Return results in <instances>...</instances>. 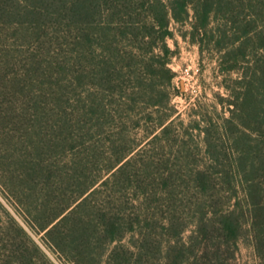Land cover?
Listing matches in <instances>:
<instances>
[{
	"label": "trees",
	"instance_id": "obj_1",
	"mask_svg": "<svg viewBox=\"0 0 264 264\" xmlns=\"http://www.w3.org/2000/svg\"><path fill=\"white\" fill-rule=\"evenodd\" d=\"M238 8L247 12L250 48L242 51V67L238 56L228 61L235 62L228 69L241 73L233 115L218 125L231 138L233 152L224 155V143L207 142L213 163L224 168L216 175L207 169L193 175L201 196L194 212L196 242L181 240L164 264H233L246 234L257 264H264V0H0V166L6 159L8 165L7 173L0 169L2 192L26 226L44 233L45 243L69 262L90 264L97 249L105 264H145L151 256L156 224L144 204L155 184L172 194V176L140 163V149L134 153L140 144L123 149L112 141L105 155L99 136L108 102L118 92L133 109L136 96L145 98L144 87H157L159 74L173 80V21L189 19L192 10L194 40L202 44L216 22L219 31L229 26ZM64 41L86 64L77 75L80 83L90 79L88 94L75 100L65 91L64 68L56 58ZM142 66L154 78L149 83L136 74ZM132 79L139 81L130 88ZM153 91L145 102L160 108L163 91ZM171 117L160 119L154 140L171 129ZM219 182L227 187L217 189ZM36 186L44 199L33 197ZM130 193L131 203L125 199ZM221 195L227 196V208ZM30 197L36 199L28 204ZM170 211L164 232L172 236L174 230L178 237L176 208ZM26 226L0 199V264H53Z\"/></svg>",
	"mask_w": 264,
	"mask_h": 264
},
{
	"label": "rangeland",
	"instance_id": "obj_2",
	"mask_svg": "<svg viewBox=\"0 0 264 264\" xmlns=\"http://www.w3.org/2000/svg\"><path fill=\"white\" fill-rule=\"evenodd\" d=\"M246 13L242 8L236 9L234 16L230 18V25H222L221 31H219V24L217 25L216 22L213 25V32L209 31L208 34L202 36L204 39L202 44L194 40L191 26L193 21L192 10L189 19L183 22L173 21L174 34L168 39V45L172 50L169 67L174 72L173 80L168 82L165 74H159V77L155 78L157 87H152L150 84L144 87L145 89H142L141 93L143 92L142 95L146 99L140 95L136 96L137 102L133 109L130 108V105L122 104L118 92L108 102L109 105L106 108L108 111L104 114L103 120L105 127L99 136L103 140L100 145H102L101 149L105 155H110L114 143L112 141H115L116 145L123 147V149L140 144L134 152L136 153L140 149L141 155L138 161L143 159L152 164L150 166L151 172L172 176L170 183L173 196L170 193L165 194L161 186L155 184L149 201L144 204L146 209H149L146 211L152 216L156 224L153 233L154 239L157 241L151 256L145 260V264H164V259L169 250L171 251L170 254L175 256L174 246H182V242L185 241L191 244L196 242L194 238L196 227L194 212L200 206L198 198L201 196L198 194L196 184L193 181V175L201 169H207L216 175L220 169L224 168L222 165L213 163L208 151L209 147H207L209 139L213 142L224 143L226 150H224V155L231 156L233 152L231 138L227 131L219 129L218 125H223L225 120L233 115L231 111L233 109V95L237 86L236 80L241 73L238 68L228 69L231 64L235 63L228 61L238 56L240 60L235 61L240 65L237 67H242V51L250 48L244 29ZM211 35L215 36L208 41ZM196 37L199 39L201 36L197 34ZM59 48H61L59 49L60 53L56 58L64 68V72L60 76L65 78L64 81L67 85L65 91L72 93L73 100L76 97L79 98V94L86 96L90 85H85V83L90 84V79L85 78L81 84L77 77L78 72L86 65L84 60L80 59L82 56H79V53L77 54L73 49L71 50V46L65 41L59 45ZM138 73H141L140 77L144 79L148 77L147 83L151 82L153 77L143 66L136 71V74ZM136 81L139 80H129L130 88L134 83H136L134 86L137 85ZM154 88L157 90L160 88L163 91L160 93V99L163 101L160 108L151 107L148 102H145L152 99V95L155 93L152 92ZM168 114L172 115L170 119L172 121L171 129L159 139L154 140L153 137L160 130L154 134L152 132L156 129L160 119ZM221 156L223 157V155ZM5 161L6 163L0 166V169L7 173V159ZM12 167H15V164ZM144 175L140 176L141 181L144 180L146 176ZM220 182L216 184L217 189L227 187ZM30 185L26 184L25 187ZM4 188V181L2 180L0 181V199L5 207L26 226L25 220L15 208L16 205H11L6 192V195L3 194ZM36 188L37 191L33 193V197L42 199L45 193L40 190L41 186H36ZM132 196L133 194L130 193L125 199L128 200L129 197L128 201L131 203L130 198ZM33 197L26 199L28 204L35 201L36 198ZM219 197L223 198L222 205L227 208V196L221 195ZM217 199L219 198L217 197ZM170 208H176L178 220L175 226L177 231H181L178 237L177 234H174V230L172 236L166 235L164 232V221L171 217ZM27 229L41 244L53 264H73L45 243L43 240L44 233L36 234L28 227ZM129 237L126 238V241H129ZM170 238L172 239L171 242ZM160 241L164 246L163 249L160 248ZM239 246L236 258L233 259L232 263L257 264L255 251L247 234L241 238ZM198 248L199 243L196 244L195 249H202L201 246ZM102 253L101 249L92 251L89 263L105 264L106 258L102 256Z\"/></svg>",
	"mask_w": 264,
	"mask_h": 264
}]
</instances>
